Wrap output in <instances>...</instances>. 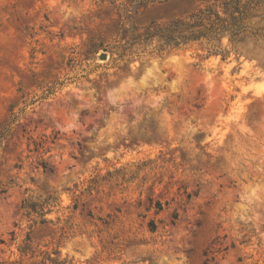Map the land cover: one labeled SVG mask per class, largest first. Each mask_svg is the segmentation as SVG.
Instances as JSON below:
<instances>
[{
    "label": "rangeland",
    "instance_id": "rangeland-1",
    "mask_svg": "<svg viewBox=\"0 0 264 264\" xmlns=\"http://www.w3.org/2000/svg\"><path fill=\"white\" fill-rule=\"evenodd\" d=\"M114 1L0 0V263L264 264V29L223 58L144 38L212 0Z\"/></svg>",
    "mask_w": 264,
    "mask_h": 264
},
{
    "label": "trees",
    "instance_id": "trees-1",
    "mask_svg": "<svg viewBox=\"0 0 264 264\" xmlns=\"http://www.w3.org/2000/svg\"><path fill=\"white\" fill-rule=\"evenodd\" d=\"M110 1L115 3L114 0ZM124 8L126 16H130L131 8L127 5ZM262 9H264V0H212L184 17H178L166 23L149 24L144 38L146 40L157 38L173 43L175 46L189 42L204 44L206 41L210 53H222L225 58L226 55L219 48L223 37L227 36L232 43H236L247 36L258 34L264 27H257L252 20L256 16H262L260 13ZM9 131L10 128L0 134V143ZM52 199H54L52 195L25 197L21 204L23 215L33 222H37L38 217L42 219V222L45 221L43 218L52 210L50 208L53 205ZM20 253L22 256L31 253V258L35 260L27 263L22 258L11 262L2 261L0 264H74L68 258L61 259L59 250H35L29 244H25L21 247ZM39 256L40 258L36 259Z\"/></svg>",
    "mask_w": 264,
    "mask_h": 264
},
{
    "label": "water",
    "instance_id": "water-1",
    "mask_svg": "<svg viewBox=\"0 0 264 264\" xmlns=\"http://www.w3.org/2000/svg\"><path fill=\"white\" fill-rule=\"evenodd\" d=\"M103 58H106V54H103V56H102Z\"/></svg>",
    "mask_w": 264,
    "mask_h": 264
}]
</instances>
